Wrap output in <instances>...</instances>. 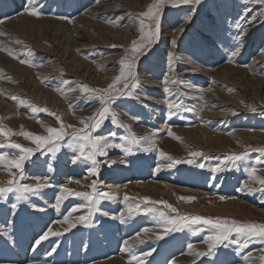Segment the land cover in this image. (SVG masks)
<instances>
[{
  "label": "rangeland",
  "instance_id": "rangeland-1",
  "mask_svg": "<svg viewBox=\"0 0 264 264\" xmlns=\"http://www.w3.org/2000/svg\"><path fill=\"white\" fill-rule=\"evenodd\" d=\"M97 1L0 0V33H4L0 35V48L6 49L0 51V126L14 133L47 136L45 126L59 128L56 117H60L69 134L54 141V146L38 150L22 135H0V145H5L0 153H8L10 159L20 153L8 144L33 149L22 171L0 166V186L12 179L11 172L16 177L14 189H34L0 194V233H6L0 234V264H261L259 257L264 253L259 250L264 249V241L259 238L243 247V238L232 234L210 254L197 257L195 252L208 253L204 241L211 234L210 226H178L164 234V226L157 220L164 212L169 218L199 215L264 224V186L249 175V170L256 168V176L264 178V152L258 151L264 148V85L255 90L253 79L242 89L240 81L230 76H212L222 67H232L247 69L248 74L264 80V65L249 70L256 58L264 56V16L259 15L264 3L202 0L197 5L167 0L160 9L157 39L149 34L155 25L144 18L141 32L137 17L154 0H143L134 9L118 12L109 22L103 16L89 14ZM25 6L41 12L39 18L30 16L32 19L46 18L68 26L86 15L90 18L87 24L97 30L91 32L89 40L77 39L75 49L67 48L66 60L61 62L55 55L64 53L68 41L62 33L50 34L59 31L55 25L19 29L5 26L9 20L26 14ZM189 15L191 20L186 21ZM121 16V23L114 28L112 23ZM84 24L78 25L80 29ZM104 26L120 30L124 36L120 39L117 33L113 37ZM149 39L154 43L148 44ZM134 40L144 43L143 54L133 69L135 77L116 84V89L122 91L113 93L107 103L109 112L100 128L91 133L119 147L105 148L106 155H97V172L91 174L90 161L81 158L72 162L80 155L78 144L85 142L74 144L70 139L73 128L67 126L82 128L80 119L92 117L101 109L96 94L81 93L80 87L107 89L120 75L119 61L130 55ZM237 48L239 51L232 56ZM79 59L84 62L82 68L76 66L75 60ZM130 82L137 87L125 88L124 84ZM28 93L55 95L63 105L39 103ZM212 93L230 104L216 108L214 114L219 116L207 120L202 112L208 104L206 97ZM169 102L176 106L169 109ZM33 107L47 111L33 112ZM88 151L86 147L85 154ZM190 152L202 154L193 157ZM237 156L240 159H235ZM94 181L95 189L91 187ZM37 184L47 186L37 188ZM65 188L72 194L62 192ZM105 192L112 198H103L100 194ZM75 193L90 194L93 200ZM61 195L64 199L57 208V197ZM145 197L164 201L177 212L163 204L146 203ZM13 203L17 205L15 210ZM73 208L77 210L71 211ZM129 208L133 209L131 213ZM80 216L86 218L85 223H77ZM72 223L76 226L69 228ZM49 230L62 235L50 234L36 245V240ZM148 252L151 254L145 256ZM249 253L251 258L246 260Z\"/></svg>",
  "mask_w": 264,
  "mask_h": 264
},
{
  "label": "snow or ice",
  "instance_id": "snow-or-ice-1",
  "mask_svg": "<svg viewBox=\"0 0 264 264\" xmlns=\"http://www.w3.org/2000/svg\"><path fill=\"white\" fill-rule=\"evenodd\" d=\"M167 2V0H154V3L147 6V10L141 13L137 14V17L139 18L140 23V30L143 32L145 28V19L150 20L154 25V30L150 31V35H154L157 39L160 35V9L161 7ZM202 2V0H181V3L183 4H190L194 3L199 5ZM260 3H264V0H260ZM24 12L32 17L39 18L41 15V12L37 10L35 7H28L25 6ZM259 15L264 16V9H261ZM61 19H68L67 17H59ZM186 21L191 20V16H187ZM255 17H253V20ZM71 22V20H69ZM251 23V21H249ZM183 31V29H181ZM4 33H0V35H3ZM17 43H20V41H16ZM148 44L154 43L152 39H149L147 41ZM173 44H175V41H172ZM112 47H115V45H112ZM144 48L143 41H132L131 49H130V55H126L125 57H122L119 61L121 68H120V75L116 76L115 79L111 84L108 85L107 89H90L87 86H81L80 91L81 93H95L96 99H98L100 105L102 106L100 110H98L97 113L94 114L92 117H88L85 119H80L79 123L83 125L82 128H75L72 125H68L67 127H72L73 132L70 135V139L74 144L78 143L79 141H84L85 143H79L78 144V151L80 155H77L73 159V163H76L81 158L84 161H90L91 167L88 168V172L91 174H95L97 172V165L98 161L96 159L97 155H106V152L104 151L105 148L108 147H119V145H112L109 144L107 139L100 135H92V132H95L97 129L100 128L102 123V118L105 117V115L109 112V108L107 107V103L113 99V93L115 91H122L121 89H116V84L120 83L122 80H127L128 77H135V73L133 71L135 62L139 58V55L143 54L142 49ZM6 49L0 48V51H4ZM9 55H12L11 50H7ZM128 51V50H126ZM239 51V48L236 49L235 52L232 53V56H235L236 52ZM171 56V54H169ZM15 58V56H13ZM231 60V57H229V61ZM21 63H27V61L21 60ZM125 88L131 87L136 88L137 84L135 82L125 83ZM75 91V89H73ZM167 91V89H165ZM131 93H129L130 95ZM12 99H16V97H12ZM173 103H168V108L171 109L175 107ZM38 110L41 111H47V109H37L33 107L32 111L36 112ZM255 109H253L254 111ZM54 115V114H52ZM96 117H99L100 119H97ZM57 122L60 124L59 128L54 127H48L45 126V130L48 133L47 136H41V135H35L33 133L27 132V131H21L20 133H14L11 130L5 131L2 126H0V135L3 136H10V135H22L26 139H29L32 141V143L37 145V150L45 145L53 144L54 141L63 140L66 135H69L65 131V125L61 121L60 117H56ZM112 122L115 124L117 123V119L115 116V113L112 114ZM126 127V126H125ZM114 135V133L110 134ZM169 135L171 136L172 133L169 131ZM175 139H179V137H174ZM7 147L18 149L19 155L15 159H10L8 156V153H0V166H4L7 169L15 168L18 171H22L24 162L30 158V156L33 153V149L31 148H23L20 144H8ZM0 147H5V145H0ZM90 148V151L85 154V148ZM258 151L264 152V148L258 149ZM202 153L200 152H190L189 155L196 157L200 156ZM161 156H164L165 153L161 152ZM235 159H240L239 156L235 157ZM177 161H173V163H176ZM191 162V161H189ZM171 167V165H169ZM202 166V165H201ZM51 169V165L49 166ZM159 169H157L158 171ZM215 171V170H214ZM256 168H251L249 170L250 178L256 180L260 185L264 186V178L256 176ZM10 175L12 176V179L7 181L6 186H0V194H5L13 191H23V192H32L34 189L29 187H24L22 189H14L12 187L13 184L16 183V177L14 173L10 172ZM46 184H37V188L45 187ZM93 189L96 188L95 181L91 185ZM246 187V185H245ZM243 189H238V191H241ZM62 192L67 193L69 195L72 194L70 189H62ZM75 195L78 196H84L88 200H93V196L87 193H75ZM103 198L111 199L112 197L108 193H102L100 194ZM20 197H17V200H19ZM64 199V196H58L57 202L55 207H59L61 200ZM128 197L125 196V200H127ZM179 199L190 201L193 198H185L180 197ZM221 200H224L225 197H220ZM144 201L146 203L150 204H163V206L167 209H169L171 212L175 213L177 212V209H175L172 205L164 202V201H154L150 200L149 198L145 197ZM12 209L15 210L17 205L15 203L12 204ZM139 207L138 205L136 206ZM76 208H73L71 211H76ZM128 211L131 213L133 211L132 208H129ZM152 211V209H150ZM69 217L66 215L64 217V222H68ZM85 217L80 216L77 218V223H85ZM158 224H162L164 226V234H167L170 231L177 230L178 226H192V225H205L210 226L211 234L208 235L205 238V243L208 245V253L204 252H195L194 254L199 257L203 255L210 254L214 249L218 248L219 246L223 245L226 241H228L230 235L236 234L237 237L243 238L244 244L243 247H246L248 243H250L254 238H259L262 241H264V224H254V223H239L235 220H229L227 218L221 219V218H206L199 215L195 216H185V215H179L175 218H169L164 212L159 213V218L157 220ZM76 224L72 223L69 224V228L75 227ZM68 229H65L67 231ZM145 232H148V229H144ZM3 235H6V233H0ZM53 236H59L62 235L60 232H54L49 230L48 232H45L43 235L39 237V239L36 240V245H39L41 241H44L48 239L49 235ZM158 239L162 238V236H158ZM189 249H192V245H188ZM52 251H55V248L52 249ZM261 253H264V249L259 250ZM151 253H144L145 256L150 255ZM251 258V254L249 253V256L245 259ZM133 259H136V257H133ZM259 260L261 264H264V255H261L259 257Z\"/></svg>",
  "mask_w": 264,
  "mask_h": 264
},
{
  "label": "bare ground",
  "instance_id": "bare-ground-1",
  "mask_svg": "<svg viewBox=\"0 0 264 264\" xmlns=\"http://www.w3.org/2000/svg\"><path fill=\"white\" fill-rule=\"evenodd\" d=\"M143 0H98L95 4V7L90 10L89 14L93 17H104L105 19H107V21L109 22V20L111 21V19H114L116 13H120V12H124V11H127L129 8L131 9H134L136 7H138V4H140ZM34 5V4H33ZM36 5V4H35ZM94 6V5H93ZM31 7V6H30ZM9 8V7H8ZM19 7H17L16 9L18 10ZM53 8V7H52ZM68 8V7H67ZM87 9V8H86ZM57 10V9H56ZM1 13V12H0ZM65 13V12H64ZM23 14V13H22ZM87 16L86 15H81V17H77L79 20H77V23L75 22L74 25H70L68 26L67 24H64V23H57V22H53L52 20L50 19H46V18H40L39 20L38 19H32L29 15L27 14H24V15H21L17 18H14V19H11L9 20V22L5 23V26L9 25V28L10 27H17V29L19 28H36L38 27L39 24H53L55 25V27L59 30V31H52V33L50 32L51 35H54L56 33H62L64 36H66L67 40L66 42L68 41L67 43V47L64 51L63 54L61 55H55L56 57H58L61 62L66 59H64L65 55L67 54L66 51H67V48L69 47H72L75 49V44L74 42L77 40V39H82V37L84 38H87L89 40V38L93 35L91 34V32L93 31H96L97 29H95L96 27L92 24H87V22L89 21L90 18H86ZM90 17V16H89ZM124 16H121V18H116L115 19V22L112 23L114 28H116L119 23H121L122 21V18ZM259 18V17H258ZM94 19V18H93ZM98 19V18H97ZM95 20V19H94ZM93 20V21H94ZM61 21V20H60ZM83 27L80 29V25L83 24ZM97 23V22H96ZM95 23V24H96ZM71 24V22H70ZM79 25V26H78ZM99 27V26H98ZM102 27V26H101ZM4 28V26L2 27V29ZM79 28V29H78ZM100 30V29H99ZM13 31V30H12ZM90 31V33H89ZM101 31V30H100ZM104 31L105 32H108L109 34H111L113 37H116V34L118 33V38L122 39V37L124 36L123 33L120 31V30H115L113 28H110V27H107V26H104ZM98 32V31H97ZM103 32V31H102ZM3 33V32H2ZM49 34V35H50ZM49 35L47 34L46 36L49 37ZM61 35V34H60ZM62 35V36H63ZM62 36L60 38H62ZM47 37V38H48ZM106 37V36H105ZM58 37V39H60ZM54 39V38H53ZM105 39V38H104ZM43 40V39H42ZM41 41V39H40ZM39 41V42H40ZM56 41V40H55ZM55 41H54V44H55ZM64 41V40H63ZM6 42V41H5ZM58 43V42H57ZM103 43V42H102ZM62 49V48H61ZM70 49V48H69ZM60 53V52H59ZM71 55V54H70ZM53 56V55H52ZM51 56V57H52ZM68 57V56H67ZM76 57V55H75ZM78 57V56H77ZM49 59V57H48ZM64 59V60H63ZM76 59V58H75ZM68 62V60H67ZM74 62V60L72 61ZM71 62V63H72ZM76 63H78V65H76L78 68H82L84 66V62L80 59L79 60H75ZM264 56H261L259 58H256L254 60V63H252L253 65H250L249 67V70L251 68H254V67H259L260 65H264ZM87 63V62H86ZM85 63V64H86ZM81 70V69H80ZM262 70V69H260ZM259 72V70H256L255 73ZM50 73V72H49ZM232 73H234V75H231ZM222 75L223 76H230L231 79H236L237 81H240L239 83V86L243 89V84L244 83H252V80L254 79L256 81V83H253L252 86H254L255 90L259 89L260 87H263L264 85V80H261V79H257L255 78L254 76L250 75L247 73V69H245L244 71H241L240 69L239 70H236L232 67L228 68V67H225L221 70H219L218 72L216 71L215 73L212 74L213 76V79L216 77V78H222ZM21 80V79H20ZM37 80V79H36ZM21 83V82H20ZM238 86V87H239ZM19 90H22L21 88ZM26 91V90H25ZM44 91V90H43ZM28 92V91H27ZM45 92V91H44ZM21 93V92H20ZM22 94H25V92ZM29 95H32L30 93H28ZM32 98H36L37 100H39V103L40 102H49V103H46V104H51L53 107H61V104L63 105V103L59 100L58 97H55V95H52V94H48V93H44L43 96L42 94H38V95H32ZM207 106L206 108L204 109V112H202V115L203 117L210 119L212 118L215 114H214V111L216 108H224L225 106H228L229 104H227V102H225L224 100H222V97H217V96H214V94H209L207 97ZM233 102V101H232ZM236 102V101H235ZM209 103H213L212 106L209 105ZM240 104V103H239ZM49 106V105H48ZM216 116H219L218 115H215L214 117ZM213 117V118H214ZM20 118V117H19ZM247 133V132H246ZM253 133V132H252ZM234 134V133H233ZM235 134H238V133H235ZM238 135H241L240 133ZM237 135V136H238ZM243 135V133H242ZM246 135V134H245ZM254 135V134H253ZM232 136H235V135H232ZM261 138V137H260ZM256 139V138H254ZM258 140V139H256ZM169 144V143H168ZM137 189V188H136ZM148 189V188H147ZM31 239V238H30ZM33 241V240H32ZM25 252V250H24ZM112 261H115V260H112ZM111 261V262H112ZM109 262V261H108ZM113 264H120L119 262L115 261V262H112ZM122 263V262H121ZM99 264V263H98ZM110 264V263H108ZM123 264V263H122Z\"/></svg>",
  "mask_w": 264,
  "mask_h": 264
}]
</instances>
